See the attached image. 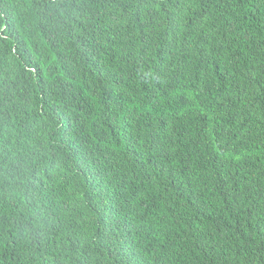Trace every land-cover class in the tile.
Masks as SVG:
<instances>
[{
    "label": "trees",
    "instance_id": "obj_1",
    "mask_svg": "<svg viewBox=\"0 0 264 264\" xmlns=\"http://www.w3.org/2000/svg\"><path fill=\"white\" fill-rule=\"evenodd\" d=\"M0 264H264V0H0Z\"/></svg>",
    "mask_w": 264,
    "mask_h": 264
}]
</instances>
